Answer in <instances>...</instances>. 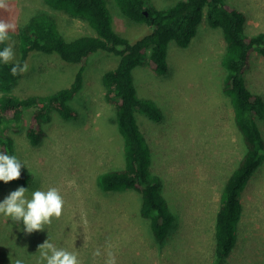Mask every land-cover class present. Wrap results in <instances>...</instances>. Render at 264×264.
I'll return each mask as SVG.
<instances>
[{
    "label": "rangeland",
    "instance_id": "374dc122",
    "mask_svg": "<svg viewBox=\"0 0 264 264\" xmlns=\"http://www.w3.org/2000/svg\"><path fill=\"white\" fill-rule=\"evenodd\" d=\"M148 6L167 9L170 0H145ZM246 17L249 37L264 34V0H225ZM114 31L131 43L151 32L144 23L124 16L115 0H105ZM0 20L16 25L9 32L18 61L20 27L38 15L52 19L53 30L65 41L95 36L87 23L53 10L43 0H8ZM226 50L222 29L212 28L204 18L187 48L171 43L168 72L158 75L147 65L133 71L138 97L149 100L162 112L154 121L137 113L136 118L151 152L150 171L163 180V196L174 221L169 237L159 243L149 222L141 217V194L137 191L104 192L98 176L125 164L124 141L119 133L115 108L105 98L103 75L119 57L94 53L84 73L81 91L71 102L77 117L64 119L51 112L44 123L43 142L32 145L26 136L31 111L20 127L8 130L15 142V156L25 164L23 173L34 190L59 189L65 201L59 219L44 230L26 233L22 222L0 215V264L20 258L37 264L38 246L49 239L59 248L77 252L81 264H105L107 252L117 264H213L216 251L217 213L223 203L225 183L246 152V144L234 118L231 99L224 93L227 71L222 65ZM28 71L16 84L20 98L44 97L69 87L80 64L58 55L31 53ZM248 88L264 99V56L255 52L245 74ZM264 138V120L258 121ZM1 152V147H0ZM16 185H4L0 201ZM243 213L236 246L225 264H264V162L240 194ZM99 249L100 256L93 253Z\"/></svg>",
    "mask_w": 264,
    "mask_h": 264
},
{
    "label": "trees",
    "instance_id": "16d2710c",
    "mask_svg": "<svg viewBox=\"0 0 264 264\" xmlns=\"http://www.w3.org/2000/svg\"><path fill=\"white\" fill-rule=\"evenodd\" d=\"M121 13L136 23H144L151 32L131 43L112 26L105 0H43L53 10L83 19L95 36H81L68 42L57 34L52 19L38 14L20 27L18 61L0 62V147L1 152L15 155V142L8 130L20 127L24 114L31 111L26 130L28 141L40 145L45 139L44 123L51 112L64 119L77 117L71 102L81 91L89 58L94 53L118 56L119 62L103 75L106 101L115 108L116 123L124 141L125 164L121 169L106 171L97 178L104 192L137 191L141 194V217L149 222L150 230L159 243L170 235L174 217L163 196V180L150 171L151 152L138 124L139 112L154 121L162 120V112L154 103L138 97L133 71L147 65L158 75L168 72V50L171 43L187 48L198 27L206 19L212 28L222 29L226 50L222 65L227 71L224 93L234 109L235 123L242 133L246 152L227 179L215 227L216 251L213 264H225L238 240V225L243 213L240 199L249 179L264 162V138L258 121L264 120V99L247 86L245 74L252 56L259 51L264 56V34L249 37L245 33L246 17L225 0H170L167 9L148 6L145 0H115ZM8 46L0 44V50ZM56 54L63 61L80 64L73 83L44 97L20 98L14 94L22 74L11 75V67L26 63L31 53ZM32 176L21 171L17 180L4 185L27 186Z\"/></svg>",
    "mask_w": 264,
    "mask_h": 264
},
{
    "label": "clouds",
    "instance_id": "9594fccd",
    "mask_svg": "<svg viewBox=\"0 0 264 264\" xmlns=\"http://www.w3.org/2000/svg\"><path fill=\"white\" fill-rule=\"evenodd\" d=\"M0 9H9L8 0H0ZM16 25L6 20H0V44L9 40V32L15 31ZM14 59L13 46L8 45L0 50V62L8 64ZM11 75L16 76L28 71V64L21 65L15 63L11 69ZM25 166L15 155L0 152V181L8 183L17 180L21 175V168ZM28 189L19 186L0 201V215L10 218L14 222H22L23 231L32 233L44 230L45 225H49L52 219H59L63 213L65 201L60 191L56 187H49L47 190H34L30 196L26 195ZM40 255L37 264H81L78 253L59 248L45 240L38 246ZM94 256H100L97 249ZM11 264H24L20 258L11 260ZM105 264H117L116 257L111 251L107 252Z\"/></svg>",
    "mask_w": 264,
    "mask_h": 264
}]
</instances>
